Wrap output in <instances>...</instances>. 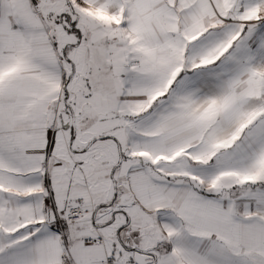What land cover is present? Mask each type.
Masks as SVG:
<instances>
[{
    "label": "snow or ice",
    "instance_id": "1",
    "mask_svg": "<svg viewBox=\"0 0 264 264\" xmlns=\"http://www.w3.org/2000/svg\"><path fill=\"white\" fill-rule=\"evenodd\" d=\"M0 264H264V0H0Z\"/></svg>",
    "mask_w": 264,
    "mask_h": 264
}]
</instances>
